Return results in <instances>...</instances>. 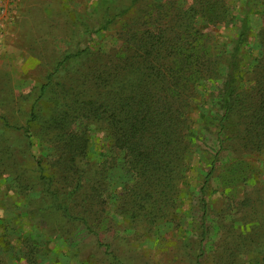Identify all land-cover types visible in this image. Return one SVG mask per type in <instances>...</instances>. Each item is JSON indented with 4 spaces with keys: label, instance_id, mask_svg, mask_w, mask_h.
Listing matches in <instances>:
<instances>
[{
    "label": "rangeland",
    "instance_id": "374dc122",
    "mask_svg": "<svg viewBox=\"0 0 264 264\" xmlns=\"http://www.w3.org/2000/svg\"><path fill=\"white\" fill-rule=\"evenodd\" d=\"M103 1L20 0L7 27L0 46V264H31L27 252L34 251L39 264H264V148L245 145L236 136L242 124L233 115L220 150L218 121L212 119L211 106L220 105L211 95L214 88L201 87L181 104L199 130L198 145L177 154L186 156L185 164L177 161L172 181L159 189L139 185L126 152L114 143L110 122L88 119L87 106L122 94L121 82L104 91L87 78L88 56L64 61L85 48L119 47L125 25L142 32L163 28L169 19L178 34L184 36L187 27L193 33L188 44L178 42L173 64L214 55L215 43L233 37L232 23L202 17L201 2H218L232 12L242 0H199L194 10L187 9L192 0H137L125 17L117 14V2L132 0H113L108 12ZM252 7L250 46L240 76L244 88L259 51L264 0H253ZM149 72L139 65L125 82L159 85L160 72L153 70L148 78ZM177 74L180 81L171 89L177 88L180 98L194 88L198 72L193 64ZM213 162L205 182L207 214L201 219L199 189ZM91 192L101 195L98 220L86 210ZM82 217L92 221L98 236Z\"/></svg>",
    "mask_w": 264,
    "mask_h": 264
},
{
    "label": "trees",
    "instance_id": "16d2710c",
    "mask_svg": "<svg viewBox=\"0 0 264 264\" xmlns=\"http://www.w3.org/2000/svg\"><path fill=\"white\" fill-rule=\"evenodd\" d=\"M136 1L132 0L130 4L123 1L120 4L117 2V14L122 17L127 16ZM252 2L253 0H242V6L236 7L232 12L227 9L222 10L218 2L208 4L201 2L202 17L213 23L226 25L232 23L233 37L228 42L215 43L212 46L214 55L212 53L208 56L203 53L195 60L191 58L180 61L177 65L173 64L171 55L179 52L178 42L184 40L185 44H188L193 33L187 27L184 30V36L178 34L177 26L172 25L174 20L169 19L168 25L163 28L159 26L155 30L146 27L142 32L135 31L131 25H125L120 31L119 40L122 42L119 47H114L110 51L100 48L92 52L85 48L70 53L65 58L64 61L71 57L88 56L90 64L87 67V78L98 84L97 87L104 91L110 92L108 89L112 88L116 81L121 82L122 94L110 97L111 99L106 97L100 103L98 100L95 105L87 106L88 119H102L111 123L115 130L114 143L126 152L127 164L136 175L140 176L137 180V182L141 181L139 185L152 186L153 184L160 189L169 184L172 181L170 172L176 162L181 160V165L185 164L186 156L181 158L177 154L182 152L185 155L189 148L191 149L195 144L198 145L196 138L199 130L189 123L181 104L186 102L185 98L191 99L194 95L197 96L201 87L204 86L214 88L211 95L219 97L220 105L211 106V108L215 112L212 119L218 121L216 126L219 128L217 135L220 150L224 148L223 133L226 134L228 123L233 115H237L242 124L236 136L245 145L253 143L257 149L264 148V22L256 34L258 37L256 48H259V51L248 68L249 86L244 88V85L240 84L241 73L246 67L245 52L250 46L251 14L255 11ZM112 3H114L113 0H104L101 7L108 12ZM196 5L199 6V0H192V4L187 9L194 10ZM261 14L264 20V9ZM180 18L183 19L182 16ZM101 29L106 30L107 26L103 25ZM198 33L204 37V30L201 29ZM201 52L206 51L202 49ZM64 61L62 64L65 63ZM193 64L198 72V76L194 77L195 82L191 83L194 88L190 87V93L179 98L177 94L182 93H177V88L173 90L171 87L180 81L177 73L191 70ZM139 65L147 71L151 70L146 74L148 78L156 74L152 72L153 70L160 72L161 83L156 85L153 81L139 82L137 85L127 84L125 75L139 68ZM60 66L62 65H58L56 72L61 70ZM219 82L220 87L215 88ZM118 107H120L119 114ZM24 130L28 132L27 127ZM85 142L87 143L86 140ZM85 142L81 143L78 149L79 154H83ZM214 163L205 176L204 185L199 189L198 204L202 214L201 219H205L207 214L205 182L214 170ZM91 165L92 163L88 162V167ZM89 180L90 183L95 181L92 178ZM100 198L101 195L94 192L86 197V210L92 220L99 219ZM80 221L89 231L98 236L96 229H92V221L84 217L80 218ZM205 234L203 230L201 235ZM34 253L35 251L27 252L28 261L31 264H39Z\"/></svg>",
    "mask_w": 264,
    "mask_h": 264
},
{
    "label": "built area",
    "instance_id": "2783aa9c",
    "mask_svg": "<svg viewBox=\"0 0 264 264\" xmlns=\"http://www.w3.org/2000/svg\"><path fill=\"white\" fill-rule=\"evenodd\" d=\"M11 8L12 5L10 3L9 5H5V2L3 0H0V46L3 43V39L6 35L7 27L9 25V21L5 22V17L10 16L11 14Z\"/></svg>",
    "mask_w": 264,
    "mask_h": 264
},
{
    "label": "crops",
    "instance_id": "0c3cea01",
    "mask_svg": "<svg viewBox=\"0 0 264 264\" xmlns=\"http://www.w3.org/2000/svg\"><path fill=\"white\" fill-rule=\"evenodd\" d=\"M3 1L5 2V5L7 4L10 6V3L12 5L10 16L5 17V22H8V21L11 22L12 19L15 17V14L17 13L18 4L20 0H3Z\"/></svg>",
    "mask_w": 264,
    "mask_h": 264
}]
</instances>
